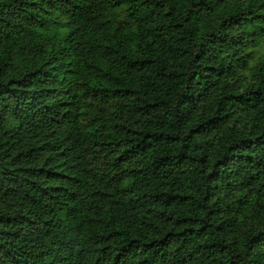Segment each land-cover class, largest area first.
<instances>
[{
	"label": "trees",
	"instance_id": "1",
	"mask_svg": "<svg viewBox=\"0 0 264 264\" xmlns=\"http://www.w3.org/2000/svg\"><path fill=\"white\" fill-rule=\"evenodd\" d=\"M0 264H264V0H0Z\"/></svg>",
	"mask_w": 264,
	"mask_h": 264
}]
</instances>
